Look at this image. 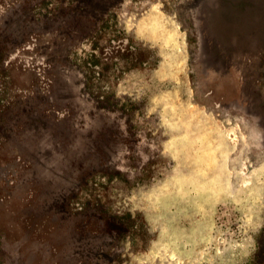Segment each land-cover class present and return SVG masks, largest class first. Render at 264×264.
<instances>
[{
	"label": "rangeland",
	"instance_id": "1",
	"mask_svg": "<svg viewBox=\"0 0 264 264\" xmlns=\"http://www.w3.org/2000/svg\"><path fill=\"white\" fill-rule=\"evenodd\" d=\"M55 247L264 264V0H0V264Z\"/></svg>",
	"mask_w": 264,
	"mask_h": 264
},
{
	"label": "flooded vegetation",
	"instance_id": "2",
	"mask_svg": "<svg viewBox=\"0 0 264 264\" xmlns=\"http://www.w3.org/2000/svg\"><path fill=\"white\" fill-rule=\"evenodd\" d=\"M49 253L51 254L49 255L47 260L51 261L52 262L51 264H59L60 262L64 260V258H61V261L58 260L60 258V254H59V249H57V247L49 249Z\"/></svg>",
	"mask_w": 264,
	"mask_h": 264
}]
</instances>
